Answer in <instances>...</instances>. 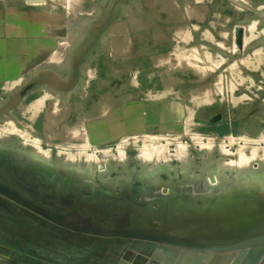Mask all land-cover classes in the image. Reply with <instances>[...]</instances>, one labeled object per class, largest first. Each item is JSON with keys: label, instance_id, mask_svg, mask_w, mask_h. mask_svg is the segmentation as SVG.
<instances>
[{"label": "rangeland", "instance_id": "374dc122", "mask_svg": "<svg viewBox=\"0 0 264 264\" xmlns=\"http://www.w3.org/2000/svg\"><path fill=\"white\" fill-rule=\"evenodd\" d=\"M159 245L264 251V0H0V264Z\"/></svg>", "mask_w": 264, "mask_h": 264}, {"label": "water", "instance_id": "95a60500", "mask_svg": "<svg viewBox=\"0 0 264 264\" xmlns=\"http://www.w3.org/2000/svg\"><path fill=\"white\" fill-rule=\"evenodd\" d=\"M157 249L168 254L167 256L165 253V257H162V259H160V262L162 264H208L212 257V255L209 253L180 250L173 247H164L162 245H159ZM234 255L235 253H231L230 255H228L226 260L222 264H228L232 260ZM256 264H264V251L262 252Z\"/></svg>", "mask_w": 264, "mask_h": 264}, {"label": "crops", "instance_id": "0c3cea01", "mask_svg": "<svg viewBox=\"0 0 264 264\" xmlns=\"http://www.w3.org/2000/svg\"><path fill=\"white\" fill-rule=\"evenodd\" d=\"M6 8H7V7H6ZM8 13H9V14H10V13H12V14H13V13H17V17H16V18H14V17H8V18H10V19L12 18V20L9 19V20H8L9 22H7V24H8V27H7L8 31H11V30L13 31V30H15V29L17 30V29H19V28L21 27V26H19V24L23 25L26 21H29V20H27L28 17L25 16V14H26L25 11H22V12H21V11L12 12V10H10ZM32 15H33V14H32ZM18 16H19V17H18ZM24 16L26 17V19H25ZM34 16H36V15H33V17H34ZM37 16H39V15H37ZM51 16H52V15H50L49 17H51ZM55 16H56V15H54L53 18H50L49 21H50V20H55V18H56ZM33 22H36V24H38V25H37L38 29L41 28V26H40V19H39L38 17H36L35 20H33ZM42 28H43V27H42ZM166 255L168 256L167 253H166Z\"/></svg>", "mask_w": 264, "mask_h": 264}, {"label": "bare ground", "instance_id": "6f19581e", "mask_svg": "<svg viewBox=\"0 0 264 264\" xmlns=\"http://www.w3.org/2000/svg\"><path fill=\"white\" fill-rule=\"evenodd\" d=\"M226 257H227V254L224 256V258L222 259V261L219 264H222V262L226 259Z\"/></svg>", "mask_w": 264, "mask_h": 264}, {"label": "flooded vegetation", "instance_id": "af4514ba", "mask_svg": "<svg viewBox=\"0 0 264 264\" xmlns=\"http://www.w3.org/2000/svg\"><path fill=\"white\" fill-rule=\"evenodd\" d=\"M156 256H157V255H155V257H156ZM162 257H163V256H161V257H158V258H159V261H160V259H162ZM161 264H162V263H161Z\"/></svg>", "mask_w": 264, "mask_h": 264}]
</instances>
